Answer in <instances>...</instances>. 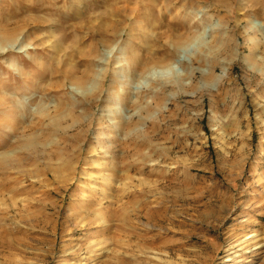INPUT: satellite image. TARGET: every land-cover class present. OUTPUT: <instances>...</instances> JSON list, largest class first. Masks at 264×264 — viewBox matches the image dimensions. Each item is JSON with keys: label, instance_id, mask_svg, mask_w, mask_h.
<instances>
[{"label": "rangeland", "instance_id": "rangeland-1", "mask_svg": "<svg viewBox=\"0 0 264 264\" xmlns=\"http://www.w3.org/2000/svg\"><path fill=\"white\" fill-rule=\"evenodd\" d=\"M0 30V264H264V0H0Z\"/></svg>", "mask_w": 264, "mask_h": 264}, {"label": "bare ground", "instance_id": "bare-ground-1", "mask_svg": "<svg viewBox=\"0 0 264 264\" xmlns=\"http://www.w3.org/2000/svg\"><path fill=\"white\" fill-rule=\"evenodd\" d=\"M4 26V25H3ZM6 27V26H5ZM8 27V26H7ZM20 27V26H19ZM1 28H3L2 26H1ZM8 28H12V27H8ZM13 28H14V26H13ZM18 27L16 26V29H17ZM5 29V28H4ZM2 31H4V32H2ZM13 31V29L11 30V32ZM7 32V31H6ZM3 33V34H2ZM5 34V30H0V35H1V37L0 38H2V39H6V38H8L9 36H8V34H5V36H3ZM13 34V33H12ZM15 35V34H14ZM18 45L19 44H17V45H15V47H14V51H16V52H25V50L27 51L28 50V48L30 47H27V48H25L24 49V47L23 48H21V46L18 48ZM6 47V46H5ZM13 47V46H12ZM3 49H6V48H3ZM26 55H25V57H30L31 55H29V53L28 52H26L25 53ZM20 70V69H19ZM164 70V69H163ZM250 237H252V235H248V237L247 238H250ZM259 247V245L258 246H256L255 248H258ZM235 252L236 251H233V252H230V253H232V254H235ZM246 252H250V251H246ZM228 260H232L230 257H226L225 258V261H228Z\"/></svg>", "mask_w": 264, "mask_h": 264}]
</instances>
